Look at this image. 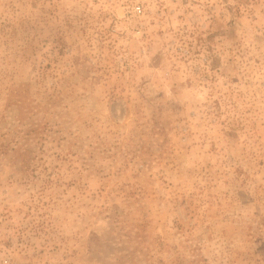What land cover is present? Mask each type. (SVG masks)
<instances>
[{
    "label": "rangeland",
    "instance_id": "1",
    "mask_svg": "<svg viewBox=\"0 0 264 264\" xmlns=\"http://www.w3.org/2000/svg\"><path fill=\"white\" fill-rule=\"evenodd\" d=\"M0 264H264V0H0Z\"/></svg>",
    "mask_w": 264,
    "mask_h": 264
},
{
    "label": "built area",
    "instance_id": "2",
    "mask_svg": "<svg viewBox=\"0 0 264 264\" xmlns=\"http://www.w3.org/2000/svg\"><path fill=\"white\" fill-rule=\"evenodd\" d=\"M134 8H135L136 12H140L141 11L140 5H136Z\"/></svg>",
    "mask_w": 264,
    "mask_h": 264
}]
</instances>
